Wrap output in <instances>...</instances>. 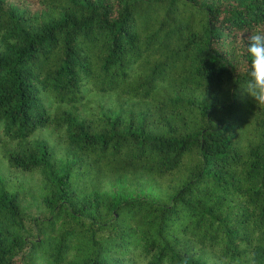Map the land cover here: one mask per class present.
Instances as JSON below:
<instances>
[{"label": "trees", "instance_id": "trees-1", "mask_svg": "<svg viewBox=\"0 0 264 264\" xmlns=\"http://www.w3.org/2000/svg\"><path fill=\"white\" fill-rule=\"evenodd\" d=\"M21 1L0 0V167L45 216L0 175V264L264 251V107L235 41L264 25V0ZM82 75L115 101L83 102Z\"/></svg>", "mask_w": 264, "mask_h": 264}, {"label": "clouds", "instance_id": "clouds-1", "mask_svg": "<svg viewBox=\"0 0 264 264\" xmlns=\"http://www.w3.org/2000/svg\"><path fill=\"white\" fill-rule=\"evenodd\" d=\"M235 41L245 55L243 71L247 79L242 91L257 107H264V25L240 30ZM158 87H166V84L158 82ZM80 94L83 102L94 106L97 103H113L118 92H102L90 86L88 78L82 75ZM0 131H3V127H0ZM139 264H147L146 259H142ZM233 264H264V251L251 248L241 260Z\"/></svg>", "mask_w": 264, "mask_h": 264}, {"label": "rangeland", "instance_id": "rangeland-1", "mask_svg": "<svg viewBox=\"0 0 264 264\" xmlns=\"http://www.w3.org/2000/svg\"><path fill=\"white\" fill-rule=\"evenodd\" d=\"M12 1H16V0H12ZM36 1L37 0H23L21 1V6L25 9L28 8H36ZM17 3V2H16ZM55 152L61 157L62 156V150L60 149V145L58 143H55ZM0 175L2 176V179L4 180H9L10 182H12V188L13 189V185H16L18 187V185L21 187L20 189L21 192L24 193V205L27 208V214L29 216H45L44 212L42 211L41 207L32 199V195L33 192H29L27 190V185L31 184L30 180H27L26 177H22L20 174L18 173H13V172H8L7 170L3 169V167H0ZM116 189V185L114 184H106L104 186V188H101V190L108 192V193H113L115 192ZM100 190V191H101ZM147 194L148 196L152 197V194L148 191H133L131 192V194Z\"/></svg>", "mask_w": 264, "mask_h": 264}]
</instances>
